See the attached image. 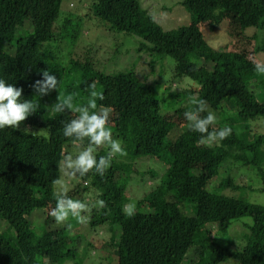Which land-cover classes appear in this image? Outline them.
Here are the masks:
<instances>
[{
	"label": "trees",
	"instance_id": "1",
	"mask_svg": "<svg viewBox=\"0 0 264 264\" xmlns=\"http://www.w3.org/2000/svg\"><path fill=\"white\" fill-rule=\"evenodd\" d=\"M62 1L0 0V79L22 88V99L39 104L20 129H0V264H86V258L77 261L84 238L72 233L81 224L72 219L70 228L57 225L50 215L54 181L62 176L74 183L70 197L93 205L84 193L96 192L107 203L87 213L93 228L109 231L102 243H85L84 249L107 252V262L93 264H222L229 259L264 264V204L225 193L246 187L235 182L232 164L255 167L264 180V133L252 132L248 123L264 117V76L255 72L252 58L264 53V0H182L192 22L171 30L140 0H80L83 13H63ZM88 18L137 36L139 52L171 56L181 89L142 80L132 68H97L93 55L100 49L81 31ZM226 20L242 33L256 29L249 35L251 51L211 46L204 26L213 31ZM44 70L60 80L61 93L75 94L79 103L86 102L92 80L105 96L98 105L113 109L110 127L127 156L113 158L103 176L72 177L61 169L63 156L77 151L63 135L74 114L52 110L56 90L36 96L32 85ZM163 85L177 99L173 103L180 102L167 105L168 113L160 95ZM192 96L207 101L218 118L217 130L232 128L228 138L211 146L199 143L201 134L190 131L184 118ZM107 152L100 148L97 156ZM142 157L158 158L162 166L143 172L152 189L132 203L135 214L128 216L123 209L131 204L129 182L140 175L135 162ZM40 216L43 221L36 222ZM246 216L252 223H241L247 231L238 240L218 237Z\"/></svg>",
	"mask_w": 264,
	"mask_h": 264
},
{
	"label": "rangeland",
	"instance_id": "2",
	"mask_svg": "<svg viewBox=\"0 0 264 264\" xmlns=\"http://www.w3.org/2000/svg\"><path fill=\"white\" fill-rule=\"evenodd\" d=\"M181 1L182 0H140L143 7L147 9L151 15H153L156 21L165 30L176 29L192 22L191 13L182 5ZM61 9L63 13L69 10L72 11V9L74 12L77 10V13H83V11H81L82 8H80V0H63ZM31 10L36 11L34 7H31ZM225 23L223 24L224 27L221 26L220 29H215L213 31L209 29L208 24L204 26L206 38L211 46L227 50L234 47H241L234 48L235 50H241L242 48L250 50L252 45L250 43L251 38L249 35L256 29L253 27L248 28L245 30V33H242L231 25V22H228V20H226ZM81 27L82 36L85 38L87 43L100 49L101 53L98 52L93 55V61L97 68H106L109 71L132 68L137 70L138 75L142 80L147 82H164V84L170 86L172 91H179L181 89V86L179 85L180 80H178L175 75L176 62L171 56L161 57L150 55L147 52H139L138 47L140 38L132 34H127L124 31L114 30L110 28L108 22L101 19L88 18L83 20ZM243 38L245 41H242ZM240 41H242V44H240ZM98 49L94 48V51H97ZM82 50L83 49H79V52ZM252 58L264 60V53H256ZM75 78V76H71L72 81H74ZM187 79L190 80L189 77H184L182 78V81ZM90 83L93 84L94 82L91 80ZM164 89L165 85L161 87L160 95L162 97L163 110L168 113L167 105L176 107L180 102L173 103L174 100L176 101L177 99L173 98L171 90L165 91ZM62 94H65V92ZM248 123H250V129L253 130L252 132L255 131L264 133V117H261L256 121H249ZM135 163L138 164L137 167L139 168L138 172L140 175H133L131 181L129 182L128 193L131 197V204L134 202L136 203L145 193L151 191L152 189V186H150V183L148 182V176L146 174L142 176L143 172L146 169L159 170L162 166L161 161L155 157H142L136 160ZM231 166H233L232 175L235 177V182L240 185H245L246 187L239 188V190L228 189L225 193L228 195L244 197L251 202L264 204V190L261 189V187L264 186V180L262 178V174L258 172L257 168L238 166L236 163ZM220 174L223 176L227 175L224 171H221ZM61 181H63L68 190L72 188V184H74L71 182V179H65L63 176ZM55 188L58 191L60 185H55ZM85 195H87V200H89V202L94 200L96 203L98 200V198H96V192H86L84 193V196ZM43 219L44 217L42 216L35 218L36 222H41ZM241 223H252V218L250 216L241 218L233 223L229 231L223 234L219 233L218 237L224 239L233 238V240H238V238L247 231V228L244 226L239 228ZM73 228L74 231L72 233H78L80 237L84 238V245L79 246L80 249L77 261H81L83 258H86V264L103 263L104 261L107 262L103 258V255H107V252L102 250L97 251L94 248L87 250L84 249V247L85 243L87 244L88 239L94 241L96 245L102 243V238H108L109 231L103 226L93 228L89 222L81 224L77 227L73 226ZM222 264L239 263L234 259H229L227 262Z\"/></svg>",
	"mask_w": 264,
	"mask_h": 264
},
{
	"label": "clouds",
	"instance_id": "3",
	"mask_svg": "<svg viewBox=\"0 0 264 264\" xmlns=\"http://www.w3.org/2000/svg\"><path fill=\"white\" fill-rule=\"evenodd\" d=\"M254 70L258 75L264 76V60H255ZM60 80L56 75L44 70L42 79L36 80L32 87L36 96L48 95L51 91H58L53 111L56 113L72 112L74 117L63 127V135L72 140L77 148L75 155L71 152L65 154L60 162V167L66 175L84 177L89 173L103 176L110 168L113 158L127 156V151L121 140L114 138L110 127V119L113 109L108 106L98 105L97 101H103V92L96 89L95 83L89 85V94L86 102L79 103L75 94L64 95L59 91ZM23 89L17 88L11 83L0 79V129L10 127L20 129L21 124L39 108V104L31 99H22ZM192 107L185 111L184 118L190 131L201 134L199 143L206 146L218 144L232 134L230 126L216 129L218 118L209 110L207 101L196 96L190 97ZM206 113V115H202ZM211 129V130H210ZM86 142V143H85ZM107 147V155L97 156L100 148ZM54 184L60 185L58 191L54 192L56 200L55 207L51 209L50 215L57 225H65L70 228V220L86 224L87 213L93 208L105 209L107 203L97 200L95 204L89 205L80 199H74L68 195V188L63 181L56 180ZM123 211L126 215L135 214V205L127 204Z\"/></svg>",
	"mask_w": 264,
	"mask_h": 264
}]
</instances>
